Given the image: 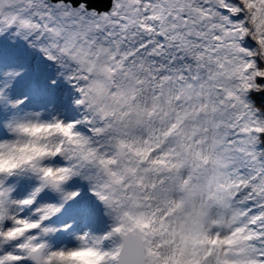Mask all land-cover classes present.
<instances>
[{"label": "snow or ice", "instance_id": "obj_1", "mask_svg": "<svg viewBox=\"0 0 264 264\" xmlns=\"http://www.w3.org/2000/svg\"><path fill=\"white\" fill-rule=\"evenodd\" d=\"M12 25L32 35L50 59L71 69L70 78L80 93L76 103L86 107L83 119L91 132L86 136L74 131L78 121L56 120L69 137L88 144L87 151L73 149L71 140H61L54 149L13 160L14 165L30 166L45 183L58 186L83 163L114 160V154L105 156L97 148L106 139H114L118 149L130 145L126 137L131 132L124 123L117 128L118 135L107 137L116 127L109 119L113 113L106 105L97 107L92 93L120 103L142 97L136 107L148 121L144 143L160 147H148L139 162L153 152L157 155L151 162H163L157 156L177 155L181 150L191 152L194 170L211 160L212 195L220 194L227 212L214 223L225 229L224 238L243 232L242 245L232 251L243 253L246 264H264V162L253 148L264 135V0H111L105 10L90 7L87 0H0V30ZM29 123L19 124L17 130L27 131ZM15 143H0V148ZM56 153H67L70 163L39 165L43 156ZM12 170L4 168L0 173ZM94 182L96 195L109 207L115 206L107 191L109 183ZM4 194L0 188V198ZM32 200L29 196L19 203L30 205ZM56 210L53 205L42 206L40 219ZM4 216L0 206V220ZM11 219L12 226L0 227L5 241L40 223L16 215ZM120 232L121 226L114 224L91 240L83 237L80 246L48 252L43 243L28 237L15 245L20 251H0V264L26 257L50 264L53 256L72 262L79 249L94 251L98 264H137L134 238L126 237L112 248L101 246L102 240ZM214 264L237 261L218 253Z\"/></svg>", "mask_w": 264, "mask_h": 264}, {"label": "clouds", "instance_id": "obj_2", "mask_svg": "<svg viewBox=\"0 0 264 264\" xmlns=\"http://www.w3.org/2000/svg\"><path fill=\"white\" fill-rule=\"evenodd\" d=\"M92 95L97 100V107L106 105L113 113L109 119L116 127L108 131L107 137L118 135L117 128L124 123L128 124L131 132L126 137L131 141L130 145L125 143L118 149L114 139H106L103 146L97 148L105 156L114 154V160L99 163L94 159L92 163L94 180L109 183L107 191L115 198L112 201L117 208L115 224L121 226V232L112 235L116 244L123 243L126 237L134 238L137 241V264H214L218 253L236 259L237 264H246L243 253L232 251L242 245L241 234L232 237L230 245H225L222 240L215 244L211 242L217 231L220 235L225 231L211 222L208 212L209 206L215 204L220 195H212L211 160L194 170L191 152L181 150L177 155L161 157L163 162H151L156 152L144 162H139L150 147L139 138L143 126L148 123L145 114L136 107L138 102H142V97L120 103L108 95L97 97L95 92ZM17 131L19 138L12 140L16 143L0 148V159L5 164L34 157L44 149H54L61 140L65 143L71 140V147L79 151H87L89 147L79 142V137H69L62 127L55 124V120L30 122L27 131ZM95 144L93 140L92 146ZM138 148H143V151H134ZM138 179L140 183L136 182ZM217 246L219 249L228 247L229 251L219 252ZM209 248L213 250L212 254L205 258ZM91 260L98 264L97 256ZM50 264L79 262L53 256Z\"/></svg>", "mask_w": 264, "mask_h": 264}, {"label": "rangeland", "instance_id": "obj_3", "mask_svg": "<svg viewBox=\"0 0 264 264\" xmlns=\"http://www.w3.org/2000/svg\"><path fill=\"white\" fill-rule=\"evenodd\" d=\"M6 34L9 46L15 49L13 70L7 66L8 54L2 59L0 67V143L19 138L17 126L29 122L51 121H76V100L80 93L75 83L70 78L71 69L57 60L50 59L42 51L41 47L34 42L32 35H26L24 30L17 26H7L2 29ZM0 45V51H1ZM8 59V60H7ZM43 65L42 77L47 76V83H39L37 75ZM45 74H44V73ZM41 74V73H40ZM81 111L87 114L86 107L82 104ZM158 126V124L156 125ZM74 131L78 132L77 123ZM147 135V124L143 126L139 136L143 141ZM87 136V135H86ZM91 136V134H89ZM159 143H153L150 148H159ZM160 160L161 157L157 156ZM41 166L59 167L70 163L69 157L64 153L45 155L39 160ZM83 171L76 170L61 181L58 186L45 183L38 171L30 166L18 167L12 162L5 164L0 159V169L12 168L11 172L0 173V188L4 189L2 206L5 209L4 219L0 220V227L12 226V215L39 220V225L15 240L5 241L0 239V251H20L15 245L24 242L28 237H33V242L43 243L44 251L70 249L84 243L83 237L89 240L111 230L115 224L116 206L109 207L92 190L95 186V168L91 163H83ZM243 170V168H242ZM42 185V186H41ZM39 188V191L36 189ZM75 192V195L69 193ZM33 197L30 205L20 204L19 201L26 197ZM53 205L57 210L44 219H40L42 206ZM110 213L107 219L102 220V211L98 207ZM41 209V211H37ZM208 212L211 222L226 216V208L219 198L215 204L209 206ZM215 224V223H214ZM217 233H220L217 231ZM212 237L215 244L222 240L225 245L232 243V237L243 232H234L228 238L223 235ZM117 241L114 236L101 241L104 248H112ZM222 253L229 251L228 247L219 249ZM209 248L204 254L205 258L212 254ZM97 254L90 249H79L75 254V260L79 264H93L91 257ZM11 264H36L30 257L22 261H13Z\"/></svg>", "mask_w": 264, "mask_h": 264}, {"label": "trees", "instance_id": "obj_4", "mask_svg": "<svg viewBox=\"0 0 264 264\" xmlns=\"http://www.w3.org/2000/svg\"><path fill=\"white\" fill-rule=\"evenodd\" d=\"M6 46L7 45H4V47H6ZM7 49H8V47L6 49L2 48V52L0 54V60L2 59V54H4V52H6ZM10 57L13 58V50H11V52H9V58H8L10 61V63L8 61V65H10L9 70L11 71L13 68L14 62L10 59ZM251 95H252V98L255 99V93H252ZM253 148L257 153V159L264 162V135H261L258 137V139L253 144Z\"/></svg>", "mask_w": 264, "mask_h": 264}, {"label": "water", "instance_id": "obj_5", "mask_svg": "<svg viewBox=\"0 0 264 264\" xmlns=\"http://www.w3.org/2000/svg\"><path fill=\"white\" fill-rule=\"evenodd\" d=\"M78 2L79 0H73V3H78ZM87 2L90 7H95L98 10H105L108 7H110L111 4V0H87Z\"/></svg>", "mask_w": 264, "mask_h": 264}]
</instances>
